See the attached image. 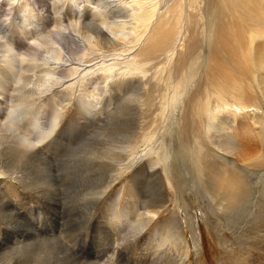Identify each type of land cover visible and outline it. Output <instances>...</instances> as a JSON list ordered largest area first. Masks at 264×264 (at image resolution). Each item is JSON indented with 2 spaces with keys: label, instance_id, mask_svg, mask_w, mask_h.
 <instances>
[{
  "label": "rangeland",
  "instance_id": "rangeland-1",
  "mask_svg": "<svg viewBox=\"0 0 264 264\" xmlns=\"http://www.w3.org/2000/svg\"><path fill=\"white\" fill-rule=\"evenodd\" d=\"M128 1L131 0H0V73L6 70L2 65V45L9 42L15 52L25 56L29 54L26 57L46 62L47 68L56 70L51 89L31 97L32 118L14 117L9 121L13 133L20 139H34L36 135H47L53 123L57 126L55 134L49 133L47 141L38 144L39 151L45 153L48 160L31 164L34 176H29L27 185L12 177L1 179L4 181L0 183V264H40L45 254L53 258V264H153L156 257H160L159 264H264V150L257 121L243 112L237 113L236 117L223 112L215 124L217 128L214 126L215 129H212V134L219 137L220 146L213 144L204 134L208 140L205 147L213 148L215 154L219 152L225 159H232L234 168H228L222 158L205 150L204 141L198 140L201 136L199 129L192 124L191 117L181 127L178 126L179 110L173 114L175 124L171 120L172 114L168 115L166 122L165 118H161L159 99L167 90H163L166 85L159 78L167 72L165 56L155 58L156 62L149 61L151 64L146 63L144 71H138L133 59L138 57L144 41L135 46L133 52L121 56L102 51L84 55L89 44L78 32L79 23L87 20L86 17L91 19L90 13L103 11L109 23L122 28L124 24L132 27L135 20L129 7L125 8ZM160 1L158 7L161 11H158L157 19L177 0ZM118 8L121 14L116 12ZM24 9L26 13L21 12ZM25 15L31 19L32 25L28 29H36L35 36L39 38H48L57 56L47 54L45 48L34 46L33 39H28L19 31L25 29ZM205 22L204 19L199 29L204 28ZM153 23L143 40L152 32L156 25L155 21ZM104 31L111 40L129 39L132 35L129 29H124L120 35L108 29ZM25 69L26 63L17 66L16 74L24 73ZM248 83L243 81L241 86L245 87ZM210 84L205 77L198 78L193 89L203 92ZM123 85L127 86L126 89ZM143 87L147 89L144 92ZM14 95L11 89L0 87V110L2 103L13 100ZM66 97H69L68 100ZM255 97L264 98V94L256 93ZM58 115L61 117L59 120L55 118ZM31 122L41 125L38 133L28 127ZM103 123L106 131L101 135L100 129L105 127ZM108 130L114 132L115 140L124 141L150 132L147 136L151 135L152 142L139 141L136 149L141 152L136 155L138 160H135L133 168L110 188H96V198L99 199L88 205L82 201L83 192L97 187L99 176L83 153L98 147L97 142L104 139ZM115 145L123 153L127 147V143L118 142ZM165 149L170 151L166 162L170 177L165 172L160 155ZM230 171L235 172V181L243 183L237 188L231 185L230 194L242 190L244 199L231 209H221L219 204L225 201L224 193L228 195L222 177L230 175ZM46 180L52 188L50 196L61 199L58 205L54 201L44 202L37 193L39 184L45 186ZM32 182H35L34 185H31ZM245 185L247 188L243 191ZM163 197L167 200L165 207H159L158 214L148 223L138 228L134 226V210L144 213L148 202ZM188 214L193 216L192 220H189ZM15 225L16 229L12 227ZM243 232L249 235L244 236ZM30 234V237L57 240L49 244L32 241L21 249L12 248L26 241ZM251 238L257 239L249 242ZM259 242H262L261 245ZM188 244L190 253L187 257L184 251Z\"/></svg>",
  "mask_w": 264,
  "mask_h": 264
},
{
  "label": "bare ground",
  "instance_id": "bare-ground-1",
  "mask_svg": "<svg viewBox=\"0 0 264 264\" xmlns=\"http://www.w3.org/2000/svg\"><path fill=\"white\" fill-rule=\"evenodd\" d=\"M159 1L160 0L128 1V4L125 8L129 7L131 12L130 15L135 20L134 26L131 25L132 27H128L124 24V27L122 28L115 24L109 23L107 21V18H105V12L103 11H99V13H90L89 16H91L92 18L90 19V17H86L87 20L80 22L78 25V32L86 38V41L89 44L88 50L84 52V55L87 56V54H91V52L94 53L97 51H102V53H113L114 55L121 56L130 53V51H132L135 46L140 45V43L144 41L145 45L143 43L144 47L140 49V53L138 52L139 54L137 53L138 57L133 59L135 69H138V71H144V65L146 63L154 60L155 58L165 56V69H167V72L166 74L164 73L165 76L160 78L158 77L163 81V84L166 85L165 89L163 90H167V92L165 93L162 92L160 96L161 98L158 97L160 98L159 103L161 105L160 116L161 118H165V122L166 120H168V115L172 114L171 120L172 123L175 124V120H173V114L177 110H179L180 113L178 116L179 127L184 126L187 123L188 117H191L192 124L198 127L201 134V136L198 137V140L200 141L202 139L204 141L203 146L206 151L214 153L215 151L212 150L213 148L211 149L210 147L209 149L205 147L206 143L208 142V140L205 138V135L208 136L209 140H211L213 144L220 146L219 137L212 134V129L214 128V126L216 128L218 126H216L215 124L218 123L217 121L219 120L220 114H222L223 112H227L228 116L230 115L232 117H236L237 113L243 112L245 115H248L250 118L257 121V124L259 126L258 132L260 134V140L262 142L261 148L264 150V98L258 99L255 97L256 93L264 94V0H177L170 7V9H168V11L161 16V18L159 17L157 19V13L161 11L158 7ZM125 3L126 2H124L123 4ZM120 7L122 8V6ZM109 10L111 11L112 9ZM116 10V12L121 14V12L118 11L119 8ZM114 11L115 9L111 12ZM21 12L26 13V9ZM123 12L124 11H122V13ZM126 18L128 17L126 16ZM24 19L25 21L23 24H26L25 29H21L19 31L22 32V34L28 39H33V44L35 43L34 46H37L38 48H45L47 54H54L57 56L58 54L55 48L51 46L52 42L47 40L48 38H39L35 36V32L37 31L36 29H28L32 25L30 17L25 15ZM204 19L206 21L203 24L204 28L199 29V27H201V22ZM154 21L156 25L154 26L152 32H150L146 39L143 40L145 38V35H147V30L150 29L151 24H154ZM194 26L196 27V29H198L194 30ZM104 29H108L111 32L116 33L117 35H120L122 32H124V29H129L132 35L129 39L128 37H123V39L120 38L121 40H111L105 33ZM91 36L93 38V42L91 41ZM9 43L2 45V48L4 50L2 65L6 68V70L3 74L0 73V87L5 90L11 89L15 93V95L13 96L15 98H13V100L11 99V101L9 102L8 100L4 101L2 103V110H0V118H2V123L0 124V183L4 181L1 180L2 178L12 177L20 183L22 182L27 185V182H29V176H34L31 170V168L33 167H31V164L37 161L39 162V160H44V162L48 160V157L44 155L45 153L43 154L42 151H39L38 144H43L44 142H46L49 133L55 134L57 126L53 123L48 129L47 135H36L33 137L34 139H28L26 137L20 139L13 133V129L11 126L12 124L9 123V121L14 117H21L22 119L32 118L33 113L31 111H33V107H30L31 97L37 96L39 94L42 95V93L51 89V86L55 81L54 77L56 74V70L47 68L46 62L40 63L34 57H26L29 54L25 56L15 52V48L12 44ZM139 58L142 59L139 60ZM25 63L26 69L24 73L16 74V67H19L20 65H23ZM160 68L161 67H159V69ZM132 69L134 68L132 67ZM126 71L127 69L125 70V72ZM147 74H149V71ZM133 77L131 76V78ZM204 77L208 82L210 80V87L206 88L203 92H195L196 90L193 89V84L197 81L198 78ZM217 79L220 80L218 81ZM156 81H158V79H156ZM243 81H249V83L245 87H242L241 83ZM122 83L123 82H121V84ZM171 83L172 85L170 86ZM139 84L140 83H138V85ZM150 84L148 86H151ZM148 86V89H153V87L155 88L154 85L152 88H149ZM167 86L171 90L170 94L168 93L169 88ZM126 87L124 88L126 89ZM162 88H164V86H162ZM146 90L147 89H144L143 87L142 91L144 92ZM127 91H129V89ZM149 93L147 94L149 95ZM196 95L197 98H195ZM65 96H67L66 93ZM68 98L69 97H66L67 100ZM134 102L135 101H133L132 103L134 104ZM133 106H135L136 108V104H134ZM144 106L141 105V107ZM160 107L157 108L159 109ZM84 109L88 110L85 108V106ZM143 109L144 108H142V110ZM55 118L59 120L61 117L58 115ZM153 118L154 117H152V120ZM33 122H31V124H28V127L32 128L34 133H38L41 130V125L34 124ZM105 129L106 126L100 129L101 135L105 133ZM108 131L109 132L105 135L104 139L97 142L98 147L94 146L93 148H90L83 153L86 156L85 158L88 159L91 164H93L92 169L95 174L99 176L98 186L95 188L87 189L83 192L82 198L84 199H82V201L88 205H93L94 202L99 199L96 198L98 197V192L95 191L96 188L102 187V189L104 190L110 188L122 177L125 172L133 168L135 160L138 158L136 157V155L140 154L141 152V150L136 149L139 141L144 143H149V141L152 142V137H150L151 135L149 136L150 138L147 136L150 134V132L147 135L144 133H140L138 138L136 137L128 141H124L115 140L113 138L114 132L110 130ZM118 142L127 143V147H125L124 153L120 152L119 148L116 149L114 147ZM149 149H147L148 152ZM168 150L169 149H165L164 152H162L160 155L162 157V161L164 162L165 172L170 177V174L166 169V162H168L170 157V151ZM221 150H224V148H221ZM213 156L222 158L228 168H234L232 159H225L224 156H222L219 152H216V154L214 153ZM69 163L72 162L70 161ZM155 164L157 165L160 163L155 162ZM74 167H76V165ZM137 173L135 172V174ZM234 173L235 172L230 171V175L224 174V176L222 177L224 179V185L226 186L228 195L224 193L225 201L219 204L221 209H231L235 205H238L241 199H244L243 194H241L242 190H236L234 192V195L230 194V192L232 191L231 185H234V188H237L243 184L241 182L235 181V179L233 178ZM234 181L235 184H231ZM34 183L35 182H32L31 185H34ZM35 186L37 187V184ZM37 188V193L39 196H41V198H43L44 202L51 203L54 201L57 204L61 200L58 198H52L50 196V194L52 193V188L48 180H46L45 186H41L39 184ZM246 188L247 187L245 185L243 191H245ZM159 189L161 188L159 187ZM153 197L155 198V195ZM151 201L152 202L150 203L148 202V206L144 213L139 212V210L137 209L134 210L136 213V216L134 218V223H136V225L134 226H137V228L140 227V225L142 226L143 224L148 223L151 218H154V216L158 214L159 207H165V203L167 202L164 197L158 198V200L155 199ZM14 215L15 214L13 213V218ZM188 217L189 220H192L193 216L188 214ZM190 223L192 224V222ZM12 227H14L15 229L17 228L16 225ZM244 232L243 235L245 236L247 232ZM30 236L31 234L26 237V241H24L20 245L17 244L12 248L21 249V247L23 246H29L32 241L49 244L50 242H54L57 240L56 238ZM195 236L196 235H194V238L197 239ZM260 236L261 235H258V237ZM247 239H250V237ZM255 239L257 238H254L253 240ZM259 239L260 241H262V238ZM120 240L121 238L119 235V244L121 243ZM253 240L251 238L249 242ZM195 241L198 242L199 239ZM186 249L187 250L184 251V253L188 257L190 253L189 244L188 248ZM45 257H48V255L45 254L44 257L41 258L40 264H49L50 262L51 264H53L52 257ZM159 261L160 257H156L153 264H159ZM86 264L97 263L89 262Z\"/></svg>",
  "mask_w": 264,
  "mask_h": 264
}]
</instances>
